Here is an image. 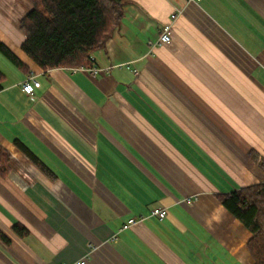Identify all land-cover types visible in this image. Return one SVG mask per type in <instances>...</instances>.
I'll return each instance as SVG.
<instances>
[{
    "label": "crops",
    "instance_id": "obj_1",
    "mask_svg": "<svg viewBox=\"0 0 264 264\" xmlns=\"http://www.w3.org/2000/svg\"><path fill=\"white\" fill-rule=\"evenodd\" d=\"M122 8L92 74L34 63L19 29L30 5L0 0V41L26 66L0 53V264H252L250 231L216 195L264 181L248 156L264 157V0Z\"/></svg>",
    "mask_w": 264,
    "mask_h": 264
},
{
    "label": "trees",
    "instance_id": "obj_2",
    "mask_svg": "<svg viewBox=\"0 0 264 264\" xmlns=\"http://www.w3.org/2000/svg\"><path fill=\"white\" fill-rule=\"evenodd\" d=\"M30 9L21 18L19 29L25 36L23 52L42 69L56 67L89 68L93 53L104 49L123 18L125 0H25ZM0 53L16 67L26 66L0 41ZM4 75L0 71V87ZM32 162L48 177L55 178L21 142L14 141ZM248 156L264 172V157L256 150ZM10 156L0 147V174L9 171ZM218 201L250 231L247 248L252 264H264V181L216 195ZM20 237L28 230L20 223L12 225ZM0 239H7L0 233Z\"/></svg>",
    "mask_w": 264,
    "mask_h": 264
},
{
    "label": "built area",
    "instance_id": "obj_3",
    "mask_svg": "<svg viewBox=\"0 0 264 264\" xmlns=\"http://www.w3.org/2000/svg\"><path fill=\"white\" fill-rule=\"evenodd\" d=\"M186 1L198 2L200 0H186ZM170 40H171V26H168L165 29H163L162 32L160 33L157 44L158 45L168 44ZM73 69H79V68H73ZM80 69H84V68H80ZM87 69L92 74H96L99 72V68L94 65H92ZM34 85H35L34 77L32 75H27L25 79L21 82V89L24 93L33 95ZM151 214L157 216L158 218H163L166 214V210L164 208H155L151 211Z\"/></svg>",
    "mask_w": 264,
    "mask_h": 264
},
{
    "label": "rangeland",
    "instance_id": "obj_4",
    "mask_svg": "<svg viewBox=\"0 0 264 264\" xmlns=\"http://www.w3.org/2000/svg\"><path fill=\"white\" fill-rule=\"evenodd\" d=\"M108 40V38L105 40V43L106 41ZM105 43H104V47H105ZM248 249V248H247ZM249 252V251H248ZM225 260V261H224ZM223 262L225 264H242L240 263L237 259H224Z\"/></svg>",
    "mask_w": 264,
    "mask_h": 264
}]
</instances>
